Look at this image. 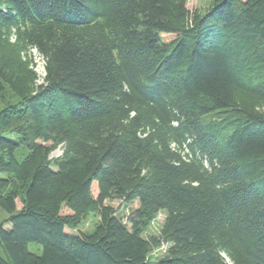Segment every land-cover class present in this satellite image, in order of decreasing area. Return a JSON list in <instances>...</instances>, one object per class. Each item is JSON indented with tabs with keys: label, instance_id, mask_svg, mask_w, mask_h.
Returning a JSON list of instances; mask_svg holds the SVG:
<instances>
[{
	"label": "trees",
	"instance_id": "1",
	"mask_svg": "<svg viewBox=\"0 0 264 264\" xmlns=\"http://www.w3.org/2000/svg\"><path fill=\"white\" fill-rule=\"evenodd\" d=\"M185 5L0 0V264H264V0Z\"/></svg>",
	"mask_w": 264,
	"mask_h": 264
},
{
	"label": "rangeland",
	"instance_id": "2",
	"mask_svg": "<svg viewBox=\"0 0 264 264\" xmlns=\"http://www.w3.org/2000/svg\"><path fill=\"white\" fill-rule=\"evenodd\" d=\"M210 3V0H186V5L187 8L189 10H194L196 8L201 9L202 11H204L208 4ZM162 38L165 40H170L174 37V35L170 34H166V33H162L161 34ZM32 58H33V63H34V70L37 73L38 76V82H42L43 76L44 75V60L42 58V56L36 52L35 50L32 51ZM14 100L13 95L11 94V92L9 90L3 89L0 92V107H2L3 105L7 104L8 102H11ZM17 156L20 157L22 156L21 154V150L18 149L16 151ZM61 147H57L54 151L51 152L50 157L54 158L57 157L61 154ZM3 174L0 173V177H2ZM19 184H17V181H13L12 184H9V186L7 187V189H18ZM17 207H20V202L17 200ZM5 217H7V214L5 213V211H3L0 208V221L2 219H4ZM98 216H96L95 214H92L91 212H87L84 219L81 221V223L77 226V230L78 231H90L92 230V228L94 227L95 223L97 222ZM163 219V214L160 213L158 214V216L156 217L155 221H153V223L151 224L150 227V232L154 233L157 231L159 223H161ZM27 248L29 251L34 252V253H40L41 252V247L39 244L31 242L28 243Z\"/></svg>",
	"mask_w": 264,
	"mask_h": 264
}]
</instances>
